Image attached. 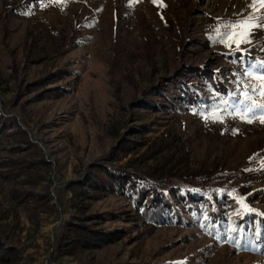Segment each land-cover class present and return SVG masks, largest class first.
<instances>
[{
  "label": "rangeland",
  "instance_id": "rangeland-1",
  "mask_svg": "<svg viewBox=\"0 0 264 264\" xmlns=\"http://www.w3.org/2000/svg\"><path fill=\"white\" fill-rule=\"evenodd\" d=\"M250 2L0 0V264H264V125L203 118L264 58L216 42Z\"/></svg>",
  "mask_w": 264,
  "mask_h": 264
},
{
  "label": "snow or ice",
  "instance_id": "snow-or-ice-1",
  "mask_svg": "<svg viewBox=\"0 0 264 264\" xmlns=\"http://www.w3.org/2000/svg\"><path fill=\"white\" fill-rule=\"evenodd\" d=\"M132 2L133 0H130V4ZM156 2L157 0H153V3ZM256 5L260 7L256 8ZM248 8L253 11L247 17L239 21L226 22L223 31L220 28L216 29L218 37L216 42L224 44L231 53L240 52L242 56L247 53L244 45L252 42L256 29H264V0H251ZM241 77L237 78V87L234 90L229 91L226 97H220V104L223 105L219 109L221 114L205 115L204 119L223 123L224 116H227L249 124L258 121L264 125V58L249 63ZM249 211L255 210L249 209ZM258 214L264 216V213Z\"/></svg>",
  "mask_w": 264,
  "mask_h": 264
},
{
  "label": "trees",
  "instance_id": "trees-1",
  "mask_svg": "<svg viewBox=\"0 0 264 264\" xmlns=\"http://www.w3.org/2000/svg\"><path fill=\"white\" fill-rule=\"evenodd\" d=\"M18 130L21 133H25L23 129L18 128ZM127 140H122L121 144L123 145ZM29 143V141H28ZM113 157L112 155H110ZM41 164H46V161L41 159L39 160ZM38 160L36 161H29L26 162V165L34 166ZM14 162V160L12 161ZM151 193L154 197V199L149 203L144 202H138L135 203L136 210L139 213L140 218H142L146 222L150 223H165L170 219L169 217V207L168 205L159 197L158 195V188L152 186L151 187ZM72 230L75 231V237L72 239L73 242H78L82 245H87L88 240L90 236H93L95 238H102V233L95 231L88 226L83 225L82 223H72L70 227ZM0 251L2 253V256L14 254L13 248H6L3 245L0 244Z\"/></svg>",
  "mask_w": 264,
  "mask_h": 264
}]
</instances>
